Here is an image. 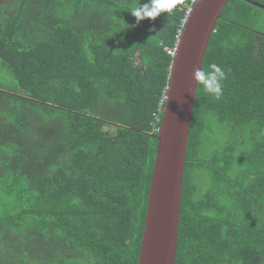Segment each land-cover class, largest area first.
Segmentation results:
<instances>
[{"label":"trees","instance_id":"obj_1","mask_svg":"<svg viewBox=\"0 0 264 264\" xmlns=\"http://www.w3.org/2000/svg\"><path fill=\"white\" fill-rule=\"evenodd\" d=\"M148 2L0 0V264H138L193 0L137 24ZM212 63L226 79L220 99L198 86L176 264H264V9L229 1Z\"/></svg>","mask_w":264,"mask_h":264},{"label":"water","instance_id":"obj_2","mask_svg":"<svg viewBox=\"0 0 264 264\" xmlns=\"http://www.w3.org/2000/svg\"><path fill=\"white\" fill-rule=\"evenodd\" d=\"M230 0H195L173 56L163 120L158 130L138 264H176L184 172L198 86L210 39ZM264 9L261 3L250 1Z\"/></svg>","mask_w":264,"mask_h":264},{"label":"clouds","instance_id":"obj_3","mask_svg":"<svg viewBox=\"0 0 264 264\" xmlns=\"http://www.w3.org/2000/svg\"><path fill=\"white\" fill-rule=\"evenodd\" d=\"M176 4L177 0H149L148 3L132 9L131 13L136 18V23L139 24L144 19L155 20L161 13L171 14ZM193 79L202 86L205 93L210 94L215 99H220L222 96L226 73L217 64H210L207 71L201 68L195 69Z\"/></svg>","mask_w":264,"mask_h":264},{"label":"rangeland","instance_id":"obj_4","mask_svg":"<svg viewBox=\"0 0 264 264\" xmlns=\"http://www.w3.org/2000/svg\"><path fill=\"white\" fill-rule=\"evenodd\" d=\"M6 1H9V0H6ZM0 88H4L7 90L16 89L15 82L12 80L8 72L5 71L3 68H1V66H0ZM110 129L108 128V130Z\"/></svg>","mask_w":264,"mask_h":264},{"label":"built area","instance_id":"obj_5","mask_svg":"<svg viewBox=\"0 0 264 264\" xmlns=\"http://www.w3.org/2000/svg\"><path fill=\"white\" fill-rule=\"evenodd\" d=\"M194 2H195V0H193V2H192V4H191V7L189 8V10L187 11V17H186V19L188 18V16L190 15V13H191V11H192V8H193V5H194ZM185 22H186V20H185ZM179 41V40H178ZM178 44V43H177ZM173 56L175 55V53H176V49L173 51V52H170ZM164 100H163V102L161 103V105H165V101H166V99H167V94H166V96L163 98ZM162 107V106H161ZM163 111L164 110V106L162 107V109H160V111Z\"/></svg>","mask_w":264,"mask_h":264}]
</instances>
